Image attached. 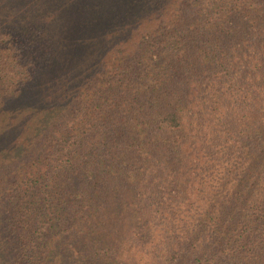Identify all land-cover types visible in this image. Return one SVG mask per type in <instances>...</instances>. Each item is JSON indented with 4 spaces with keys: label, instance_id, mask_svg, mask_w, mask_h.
<instances>
[{
    "label": "trees",
    "instance_id": "16d2710c",
    "mask_svg": "<svg viewBox=\"0 0 264 264\" xmlns=\"http://www.w3.org/2000/svg\"><path fill=\"white\" fill-rule=\"evenodd\" d=\"M239 1L185 0L196 14L155 19L175 0H124L118 32L88 35L84 49L67 44L79 36L63 33L64 43L54 45L49 58L47 51L45 57L34 51L31 69L15 65L24 75L11 79L3 103L10 108H0V163L21 160L26 171L25 152L39 154L37 142L61 121L67 126L52 137L49 168L55 176L25 172L34 188L46 182L54 188L43 192L51 213L45 212L54 216L41 219L40 196L17 187L13 201L27 217L16 228L27 261L22 264H64L63 224L69 222L71 264H93L87 263L90 254L103 264H136V254L144 264H228L255 257L264 242V0ZM41 5L0 0V27L17 32L42 13ZM114 37L133 43L100 81L105 61L99 50ZM9 43L0 37L5 52L12 51ZM87 83L98 90L86 95V114L71 119L80 104L76 94ZM65 172L72 173L71 183ZM154 177L162 180L156 202L151 200L158 192L137 193L139 204L127 205L134 222L126 240L104 237L105 183L144 191ZM207 190L233 192L244 214L237 220ZM4 263L9 259L0 253Z\"/></svg>",
    "mask_w": 264,
    "mask_h": 264
},
{
    "label": "rangeland",
    "instance_id": "374dc122",
    "mask_svg": "<svg viewBox=\"0 0 264 264\" xmlns=\"http://www.w3.org/2000/svg\"><path fill=\"white\" fill-rule=\"evenodd\" d=\"M123 1L124 0H41V11L42 13H36L30 19L27 18V22L23 24V28L17 29V32L12 30L10 27H0V37H4L10 40L8 50L11 52H5L3 45L0 46V108L6 109L10 108L9 104H3L4 102H8L9 95L12 91L11 79H15L17 76L20 77L22 75L16 74V72L23 71L22 68L15 67L17 63H21L23 67L26 65L29 69L32 61H36L35 53L37 52L40 56L45 55V51H47V56L45 58H49V55L52 53L51 48L55 45H62V36L63 33H71L73 32L77 36L80 37L78 40H72V42H68L67 44H73L80 48L89 47L88 40L90 38L86 37L92 34L103 33L106 31L118 32L120 28H117L120 25L119 21L123 14ZM259 1V0H255ZM262 1V0H260ZM170 3V2H169ZM169 3H167L169 5ZM201 4V2L199 1ZM238 3H242L238 0ZM132 5V2L128 4ZM193 5L185 2V0H175V2L166 6L169 12L163 13L165 9L156 11L154 16L155 19H161L165 14L171 15H181L185 14L188 16L189 13L193 12L196 14L197 9L191 8ZM241 5L240 7H242ZM257 6V5H255ZM254 6V7H255ZM264 8V3L261 5ZM173 7V8H172ZM240 12H245L241 8ZM151 15V14H149ZM144 19H148L150 16H144ZM116 20V21H114ZM108 22V23H103ZM115 22V23H113ZM110 26H114V28H109ZM137 27L133 28L132 31H135ZM240 28H246V26H240ZM16 33V34H15ZM97 36V35H96ZM132 34L128 37H131ZM110 46H106L104 50H99L101 53V59L105 61L103 63L101 71L99 72V77L101 81V74L106 70H111V62L118 61L122 57H125L123 53H127L133 43L124 44L125 40H119ZM98 41V40H97ZM121 41V42H120ZM9 42V41H8ZM87 44V45H86ZM100 48H103L101 45ZM80 49V50H83ZM75 59V58H73ZM126 60L128 58L126 57ZM25 69V68H24ZM98 84L87 83V87H85L84 93H77L76 96L80 95L78 102L80 103L77 106V112L71 114V119H74L77 115H85L86 114V95L89 93H93L94 90H98ZM80 100V101H79ZM8 110V109H7ZM117 121L114 122L115 127H119L122 125L119 118H115ZM2 127V123L0 122ZM63 122L57 124L54 129L49 130L46 133L45 138H41L37 142L36 151H39V154L33 155L31 152H25V156L22 159V162L27 164V175L31 172L39 173L40 171L50 173L52 178L55 176V171L50 169L49 167H53V160L55 157L52 154V150L54 149L55 142L52 141V137L54 136L55 131L58 129H64ZM65 127H67L65 125ZM57 137V136H56ZM58 144L62 142V140L58 138ZM56 141V142H57ZM44 144V149H43ZM57 145V143H56ZM52 154V155H51ZM32 157V158H30ZM23 163L21 160H15L11 162L0 163V253L4 257H8L9 264H22L27 262L24 258V250H23V242L21 245L20 234L16 229L20 226V220L27 219V217H23L24 210L19 206H16V202H14V198H16L19 190L17 187L23 191L24 189L31 192L36 191V193L40 196L39 202L37 204L38 207H42V210L39 212L41 215V219H49L53 214L51 211H48V204L44 201L43 192L46 190H50L52 192V187H47L46 182L45 185L36 188L33 187L31 181L25 179L26 172ZM71 177H73L72 173L65 172L64 181L66 183H71ZM76 177V176H74ZM164 174H162L161 179H163ZM25 179V183H24ZM157 179V180H156ZM157 177L149 178L148 185L144 191H139L138 188L136 190L134 187H130L129 189L126 185H117L115 182H106V189L101 192H106L104 196H102V202L104 203V208L100 212L102 214V219L99 224L100 228L102 227L105 235H113L116 238L117 243H120L126 240V235L130 232V227L134 222L133 219V211L128 209L127 205H132V209L139 204V201L136 200L137 193L139 197H141L144 193L147 194H155L151 203H155L158 196L160 195V185L162 184V180ZM45 179H42L43 181ZM83 179L81 178L80 186L83 184ZM65 184V183H64ZM41 187V188H39ZM83 187V186H82ZM238 190V189H237ZM236 190V191H237ZM98 190V194L101 193ZM209 197L213 196L215 198V203H217L221 207H225L227 211H231L236 214L237 220L240 219V215L244 214V212L239 209L240 201L233 200V192L227 193L218 190L215 194L212 195L210 190H207L206 193ZM248 194L246 195V197ZM13 197V199L11 198ZM240 198V197H237ZM230 200L229 204L228 201ZM244 200V199H243ZM127 201L131 202L127 203ZM242 201V200H241ZM47 205V206H46ZM47 210V213L45 212ZM242 211V212H240ZM34 217V214L31 216ZM35 221L37 222V218L35 217ZM39 221V220H38ZM133 226V225H132ZM63 227L66 229L64 245L68 250L66 251V257L64 264H71V223L68 225H64ZM124 234H126L124 236ZM76 234H73L74 236ZM149 240V237L147 238ZM155 238H153L154 240ZM80 240V239H79ZM151 241V240H150ZM109 243V242H108ZM117 245V244H116ZM151 244L148 245V248L151 249ZM88 260V259H87ZM91 260V261H90ZM136 264H144V260L139 254H136L134 257ZM104 261H107V258H104ZM93 264H103V260L95 258L92 254L89 255V260L87 263ZM95 262V263H94ZM7 264V263H4ZM228 264H264V242L263 245H260L259 249L256 252L255 257H244L240 259L236 257L232 259Z\"/></svg>",
    "mask_w": 264,
    "mask_h": 264
}]
</instances>
